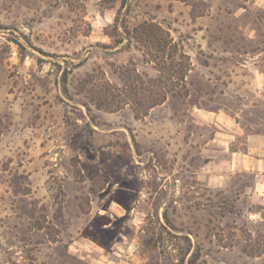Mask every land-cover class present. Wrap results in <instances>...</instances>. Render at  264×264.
<instances>
[{"label":"rangeland","instance_id":"obj_1","mask_svg":"<svg viewBox=\"0 0 264 264\" xmlns=\"http://www.w3.org/2000/svg\"><path fill=\"white\" fill-rule=\"evenodd\" d=\"M256 1L0 0V264H264Z\"/></svg>","mask_w":264,"mask_h":264},{"label":"crops","instance_id":"obj_2","mask_svg":"<svg viewBox=\"0 0 264 264\" xmlns=\"http://www.w3.org/2000/svg\"><path fill=\"white\" fill-rule=\"evenodd\" d=\"M256 3L264 8V0H257ZM256 86L258 88V93L262 94L264 97V69L257 70ZM200 117L203 118L202 121L207 124H213L219 127L217 136L212 137L208 140L209 143L220 140L219 138L228 137L231 140L235 139L236 136H245V149L244 150H234L230 149L229 145L226 147V159L220 160L222 164L228 165L230 171H246L253 172L254 177H259V182L255 183V187L259 189V193H264V132H254L252 130H245V127L239 123L222 114L221 111H205L200 112ZM216 139V140H215ZM230 141L228 140L227 143ZM213 146V144H211ZM221 164V165H222Z\"/></svg>","mask_w":264,"mask_h":264},{"label":"trees","instance_id":"obj_3","mask_svg":"<svg viewBox=\"0 0 264 264\" xmlns=\"http://www.w3.org/2000/svg\"><path fill=\"white\" fill-rule=\"evenodd\" d=\"M144 26H147V25H146L145 23H143V25L140 26V27L143 28V30H144V32H145V36L148 37V36L151 35L152 32H154V30L152 31V30L150 29L151 25H149V27H146V28H145ZM161 31H162V30H161ZM168 42H170V41L168 40ZM165 43H167V41H166ZM156 50H157V49H156ZM150 82L154 83L155 81L150 80ZM153 87H154V86L152 85V88H153ZM152 88H151V89H152ZM164 99H165V95H164V94L161 96V95L159 94V92H154L153 95H150V96H149L150 106L155 105V104H157V103H159V102H162V101H164Z\"/></svg>","mask_w":264,"mask_h":264}]
</instances>
